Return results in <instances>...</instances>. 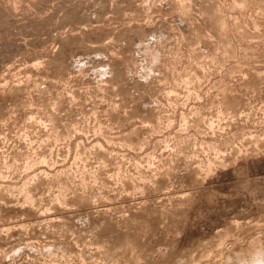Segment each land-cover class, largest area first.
Listing matches in <instances>:
<instances>
[{
    "label": "rangeland",
    "instance_id": "374dc122",
    "mask_svg": "<svg viewBox=\"0 0 264 264\" xmlns=\"http://www.w3.org/2000/svg\"><path fill=\"white\" fill-rule=\"evenodd\" d=\"M254 262L264 0H0V264Z\"/></svg>",
    "mask_w": 264,
    "mask_h": 264
},
{
    "label": "bare ground",
    "instance_id": "6f19581e",
    "mask_svg": "<svg viewBox=\"0 0 264 264\" xmlns=\"http://www.w3.org/2000/svg\"><path fill=\"white\" fill-rule=\"evenodd\" d=\"M31 120H32V119H31ZM211 126H212V125H211ZM209 167H210V166L208 165V167H206V168L208 169ZM208 171H209V170H208ZM256 258H258V257H255V259H254V258H253V259L256 261ZM258 259H259V258H258ZM254 260H253V261H254ZM258 261H259V260H258ZM256 262H257V261H256ZM256 262H254V263H252V264H257ZM249 263H251V262H249ZM258 264H259V263H258Z\"/></svg>",
    "mask_w": 264,
    "mask_h": 264
}]
</instances>
